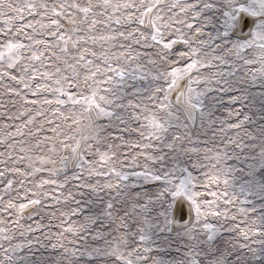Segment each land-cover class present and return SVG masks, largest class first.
Instances as JSON below:
<instances>
[{"label":"snow or ice","instance_id":"obj_1","mask_svg":"<svg viewBox=\"0 0 264 264\" xmlns=\"http://www.w3.org/2000/svg\"><path fill=\"white\" fill-rule=\"evenodd\" d=\"M0 264H264V0H0Z\"/></svg>","mask_w":264,"mask_h":264}]
</instances>
